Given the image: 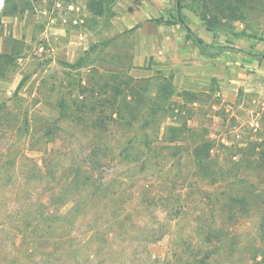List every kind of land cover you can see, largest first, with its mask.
<instances>
[{
	"label": "rangeland",
	"instance_id": "374dc122",
	"mask_svg": "<svg viewBox=\"0 0 264 264\" xmlns=\"http://www.w3.org/2000/svg\"><path fill=\"white\" fill-rule=\"evenodd\" d=\"M93 1L0 0V53L11 56L0 79V160L25 158L9 168L18 175L49 155L82 161L99 141L89 129L97 120L110 149L94 175L116 196L75 222L71 203L62 208L72 222L54 224L60 247L31 252L34 241L0 234L5 264H42L55 247L59 264H264V0H206L213 31L201 0H185V23L209 53L236 50L217 58L168 24L175 0H104L102 15ZM165 80L176 91L167 104L157 100L158 88L169 93ZM174 134L180 141L168 142ZM201 146L212 177L196 171ZM62 176L58 192L68 188ZM18 186L0 191L8 207ZM240 196L247 208L231 199Z\"/></svg>",
	"mask_w": 264,
	"mask_h": 264
},
{
	"label": "trees",
	"instance_id": "16d2710c",
	"mask_svg": "<svg viewBox=\"0 0 264 264\" xmlns=\"http://www.w3.org/2000/svg\"><path fill=\"white\" fill-rule=\"evenodd\" d=\"M215 1L216 0H211V2L216 4ZM105 3L104 0L93 1L90 3L89 9L96 15H102ZM185 7V0H175L174 22H168V24L179 25L185 30L187 38L199 48L204 56L208 58H217L228 50L236 51L234 48L220 47L217 53H209L204 41L200 39L185 23V19L182 15V10ZM200 8L199 16L207 23L208 15H213L214 12L210 11V7H208L206 0H201ZM13 9L10 8L9 13H13ZM194 12L198 13V10H194ZM4 14L6 15L8 13L4 12ZM213 27L211 21L206 25V28L209 31H213ZM10 57V54H0V79H3L2 77H5L4 75L6 71L10 69ZM24 81L25 80L21 82L18 89L23 86ZM166 82L168 85L161 86L165 93H167V91H169V93L163 95L159 88L157 92V100L163 104L169 103L176 92L173 81L168 80ZM169 88H171V90H169ZM187 94L190 95V93ZM2 108L4 107L0 106V110ZM2 111L5 112L3 109ZM2 111H0V115H3ZM89 129L95 132L99 141L95 142L90 156L82 161H70L68 166H65L60 159H50L49 155V157L43 158L40 165L36 163L31 167L29 165V167L24 164L21 165V167L26 168V170L18 175L14 172L11 173L9 168L20 165L21 160H25V158H17L14 156L10 159L7 158L6 160L5 157H3L4 159L0 160V191L5 190L7 186H12L14 183L19 184L18 187L21 186V189L19 188L21 191L16 187L11 192V194H14L16 190L20 191V194L15 198V204L12 207H8L7 204L5 205L0 196V234L8 232L10 233V238L13 240L22 236L25 240L34 241V244L31 247V252H36L37 247L40 249L43 244L46 245V247L56 245H59L60 247L63 244L66 245L67 242L64 240L65 236L63 237L58 234L60 226L57 225V228H55L54 224H57L56 222L59 220L63 221V225H68L72 222L71 219L66 220L68 214H63L62 208L68 205V203H71L72 215L74 217L73 221L75 222L78 219V215L80 213L82 214L85 208H90L91 206L97 207L101 205L100 203L103 201L111 202L116 199L115 194L109 189V185L102 184L101 179H96L94 175L96 172L102 170L105 164L100 153H106L110 149V146H108V143L105 141V136L107 135L109 128L100 122L98 123L96 120L95 124L91 125ZM185 129L188 131L186 127ZM179 141V136L174 134L173 138L168 142L177 143ZM143 145L145 148H148V141L145 140ZM201 147H203V150L200 149ZM201 147H196L192 153L196 171L200 175V178L212 177L213 174L209 172L211 169H208L211 168L210 149L205 146ZM66 167L68 168L66 169ZM144 167L146 168V163H144ZM64 170L70 173L66 182L68 183V188H62L60 189L61 192H58L57 189H59L61 185V180L64 176H62V173ZM215 176H217V173ZM37 191H39V193H37ZM45 193L48 194L46 195ZM132 196L133 195H130V197ZM231 199H233V202L239 204L241 208H247L249 205V198L246 196L231 197ZM11 221L13 222L11 223ZM40 230L45 233L40 234ZM124 241L127 240H123V242ZM106 244L112 245L110 242H106ZM3 246H5V244L0 240V248ZM100 247L101 248L98 249L99 252L104 249V246ZM56 250V247L54 249L52 248V250H46L49 253L43 255L44 262L42 264H59L61 258H56L57 254L55 252H58ZM67 250H65V252ZM67 252L70 254L69 250ZM2 253L3 252L0 253V264H5L6 258L2 257ZM33 259L34 257L30 256V262ZM16 263H19L18 258L16 259Z\"/></svg>",
	"mask_w": 264,
	"mask_h": 264
},
{
	"label": "crops",
	"instance_id": "0c3cea01",
	"mask_svg": "<svg viewBox=\"0 0 264 264\" xmlns=\"http://www.w3.org/2000/svg\"><path fill=\"white\" fill-rule=\"evenodd\" d=\"M130 8H131V7H130ZM130 8H129V7H127V8L125 7V9L129 11L128 15L131 16V17H133V15H136V14H134L133 11L130 12ZM115 10H116V13H118L119 10L122 11V9H120V8H118V7H116V6H115ZM135 10H139V9H135ZM145 14H147V13H145ZM156 22L159 23V24H161V22H158V21H156ZM138 24H139V23H138ZM148 45H149V46H150V45L152 46L151 40H148ZM2 53H3V52H2ZM0 54H1V53H0ZM173 84H174V81H173ZM174 86H175V84H174Z\"/></svg>",
	"mask_w": 264,
	"mask_h": 264
}]
</instances>
